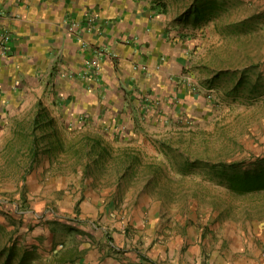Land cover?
Listing matches in <instances>:
<instances>
[{
	"label": "crops",
	"instance_id": "obj_1",
	"mask_svg": "<svg viewBox=\"0 0 264 264\" xmlns=\"http://www.w3.org/2000/svg\"><path fill=\"white\" fill-rule=\"evenodd\" d=\"M160 1L0 0V39L11 33L0 52V143H21L19 127L31 126L39 110L52 118L39 142H54L25 164L22 199L10 219L0 216L7 234L0 264H264V220L242 227L207 213L182 214L105 178L124 174L112 161L141 141L118 135L122 117L141 107L138 97L169 103L188 89L176 82L189 65L193 27L207 19L194 20L202 15L197 0H169L158 12ZM218 1L213 14L221 30L227 10L230 26H264V0H227L228 8ZM90 14L98 15L94 28ZM177 24L186 34L179 41L165 33ZM95 59L99 69L91 66ZM28 138L25 144L34 142Z\"/></svg>",
	"mask_w": 264,
	"mask_h": 264
},
{
	"label": "rangeland",
	"instance_id": "obj_2",
	"mask_svg": "<svg viewBox=\"0 0 264 264\" xmlns=\"http://www.w3.org/2000/svg\"><path fill=\"white\" fill-rule=\"evenodd\" d=\"M207 1L214 6V0ZM226 1H222L223 8ZM168 2L154 3V9H159L161 3L164 8ZM227 11L222 18L229 23L222 30L214 22L218 15L203 21L204 27L201 22L193 27L186 75L181 74L176 82V87L183 88L184 84L188 88L184 95L175 92L178 99L169 103L163 97H138L145 103L135 113L122 117L125 125L118 135H132L141 141L125 145L124 160L112 161L125 166L121 169L124 174L105 178L124 181L137 198L140 190L139 194L148 199H163L182 214L207 213L214 221L217 217L230 218L245 227L255 219L264 220V191L236 195L220 178L209 177L206 170L184 166L186 159L199 156L212 162L264 158V26L250 32L237 29L230 26L232 15ZM165 33L178 41L186 36L178 24L169 25ZM31 126L26 123L25 130ZM6 139L3 137V141ZM20 139L23 143H0V216L5 221L23 196L20 183L26 176L25 143L30 138ZM60 195L56 192V197ZM50 202L58 210L56 201ZM6 235L0 227V249L7 244Z\"/></svg>",
	"mask_w": 264,
	"mask_h": 264
},
{
	"label": "trees",
	"instance_id": "obj_3",
	"mask_svg": "<svg viewBox=\"0 0 264 264\" xmlns=\"http://www.w3.org/2000/svg\"><path fill=\"white\" fill-rule=\"evenodd\" d=\"M204 1H206L204 3ZM218 0H214V6L210 4V1L207 0H197L196 11L201 12L202 15L200 17H195L194 20L197 22L202 21L203 19L210 20L213 17L215 4H217ZM219 2V1H218ZM209 3V5H208ZM223 3V2H221ZM163 5V3H161ZM204 6V7H202ZM222 6V5H221ZM202 7V8H201ZM52 118L50 117V113L48 111L39 110L34 117L32 126L25 130V127L21 128V136L25 137L33 136L34 142L27 145L28 151V163L32 164L36 161V155L38 154V150L42 149V147H54L53 140H47L44 144H40L38 131L41 133V140H45L47 134H49L50 121ZM45 122V123H44ZM42 123L45 125L40 126ZM47 131V133H45ZM45 133V134H42ZM44 135V136H43ZM23 143V142H21ZM62 146V144H61ZM60 146V147H61ZM100 146L99 143L94 146L90 145L91 154L95 151L96 147ZM31 154V155H29ZM30 156V158H29ZM93 163H98L100 161H92ZM185 167L197 168L200 167L206 170L209 177H218L222 181V183L226 184L229 190L236 195H248L255 192L264 191V158H256L253 160L252 157H245L243 159H233L229 160L228 158H222L218 162H212L209 159L203 158L202 156L196 159H186L184 163ZM30 167V166H29ZM27 172V171H26Z\"/></svg>",
	"mask_w": 264,
	"mask_h": 264
},
{
	"label": "built area",
	"instance_id": "obj_4",
	"mask_svg": "<svg viewBox=\"0 0 264 264\" xmlns=\"http://www.w3.org/2000/svg\"><path fill=\"white\" fill-rule=\"evenodd\" d=\"M1 9H0V14H1ZM98 19V15L97 14H90L88 19H87V23H88V27L89 28H94L95 27V22L97 21ZM76 26H80V23H76L75 24ZM11 39V33L10 31H6L2 34L1 36V39H0V52L2 54H4V52L7 51V48H8V42L10 41ZM99 51V50H98ZM100 54H102L103 51H99ZM101 63L99 61V59H95L92 63H91V66L99 69ZM188 79V82L190 80V78H187ZM212 96V95H210Z\"/></svg>",
	"mask_w": 264,
	"mask_h": 264
}]
</instances>
